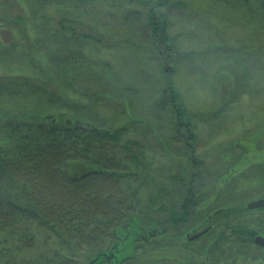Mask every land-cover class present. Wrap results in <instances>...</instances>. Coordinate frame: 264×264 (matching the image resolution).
<instances>
[{
  "label": "rangeland",
  "instance_id": "374dc122",
  "mask_svg": "<svg viewBox=\"0 0 264 264\" xmlns=\"http://www.w3.org/2000/svg\"><path fill=\"white\" fill-rule=\"evenodd\" d=\"M248 1L246 6H239L241 2L235 0H175L179 6L167 11L170 36L182 51L178 58L171 59L168 68L173 74L179 105L185 111L184 120L191 124L195 139L188 138L184 129L174 130L171 106L164 110L157 108L164 78L159 63L149 56L146 18L141 12L127 23L123 20V10L143 9L140 2L100 0L74 13L52 9L37 16L55 23L75 20L78 33L100 41L95 43L97 47L92 43L83 51L94 68L82 77L87 78V83H81L82 78L74 80L80 79L78 95L72 98L77 105L71 106L82 113L87 110L107 127L124 128L125 139L145 148L148 160L153 163L152 182L140 193L139 210L140 215L148 210V216L142 218L151 225L164 222L173 213L180 214L178 208L191 197L197 201L194 215L197 217L203 205L211 214L219 207H244V203L264 197V52H261L264 32L250 17L256 16L255 0ZM19 3L0 0V143L5 132L2 129L26 119L25 113L27 116L45 113L52 120L66 116L64 121L74 117L68 110L49 106V112L27 110L30 108L14 95L19 89L37 98L43 87L46 94L53 92L59 97L64 84L61 73L51 68L47 57L34 48H39L35 44L38 33L32 25L28 27L33 33L28 32L24 41L21 30L27 25L15 19L28 20L31 16L22 13ZM23 78L26 84L15 83ZM48 81H54L57 89L46 86ZM164 96L163 102L169 98L167 94ZM229 101L232 104L228 113L218 114L220 104ZM147 203L151 206L144 205ZM146 222L143 223L146 226L140 223L141 232L147 231ZM229 223L236 222L229 220ZM184 227L183 231L190 230ZM134 238L129 249L114 252V248L107 254L93 256V261L98 259L94 264H99L102 256L110 259V264H135L144 262L146 256L153 260L156 254L151 239L137 246ZM226 254L222 264H229ZM23 255L25 259L34 256L29 252ZM263 255H256L255 262L240 263L264 264L258 259ZM90 256L80 258L78 264H86ZM128 256L135 257L134 261L122 262ZM174 256L176 264L188 263L189 259Z\"/></svg>",
  "mask_w": 264,
  "mask_h": 264
},
{
  "label": "trees",
  "instance_id": "16d2710c",
  "mask_svg": "<svg viewBox=\"0 0 264 264\" xmlns=\"http://www.w3.org/2000/svg\"><path fill=\"white\" fill-rule=\"evenodd\" d=\"M19 1L18 8L22 13L31 16L28 20L15 19L27 25L24 28L28 31L21 27L24 41L29 33H33L28 27L32 25L38 33L35 44L39 48L33 47L47 57L51 68L61 73L64 84L59 97L53 92L46 94L43 87L42 95L37 98H33L31 92L19 89L14 95L30 108L27 110L35 108L42 112L48 109L49 112L50 108H56L68 110L74 117L68 126L63 120L66 116L52 120L53 117L45 113L31 116L25 113L26 119L2 129L5 132L0 143V264H78L80 258L88 259L91 255L88 263L94 257L111 252L121 241L129 248L131 239L136 237L134 233H142L139 225L146 226L142 216H148L149 212L145 210L140 215V193L152 182L153 163L141 144L125 139L124 128L107 127L87 110L82 113L78 107L71 106L77 105L72 98L78 95L76 88L80 79L74 80L94 68L86 61L83 51L93 46L92 43L97 47L95 43L100 44V41L89 34L78 33L75 20L62 19L55 23L37 18L52 9L74 13L100 0ZM136 1L143 9L138 12L123 10V20L127 23L129 18H135L141 12L146 18L149 56L159 63L164 78L157 108L164 110L171 106L174 130L184 129L188 138L195 139L191 124L184 120L185 111L179 105L171 78L173 74L168 68L172 65L171 59L178 58L182 52L175 46L166 20L167 11L176 9L179 3L175 0ZM235 1L241 2L239 6L249 3L248 0ZM255 3L253 14L256 16L250 17L264 32V0H255ZM82 79L81 83H87V78ZM15 83L24 85L26 81L23 78ZM45 85L57 89L54 81ZM166 94L168 100L161 101ZM229 102L221 103L217 113H228L232 104ZM186 203L184 201L181 208ZM170 216L164 222L171 223L172 219L185 215L173 213ZM153 225L149 223L148 229ZM28 252L34 254L32 259L23 257ZM102 257L99 264L109 261ZM146 257L144 262L135 264L149 263L151 259Z\"/></svg>",
  "mask_w": 264,
  "mask_h": 264
},
{
  "label": "flooded vegetation",
  "instance_id": "af4514ba",
  "mask_svg": "<svg viewBox=\"0 0 264 264\" xmlns=\"http://www.w3.org/2000/svg\"><path fill=\"white\" fill-rule=\"evenodd\" d=\"M237 199L242 203L240 196H237ZM256 201H264V197L252 202ZM252 202L244 203V207H219L211 214H208L209 208L203 205L197 217L194 216L197 201L191 197L186 206L178 208L180 214L185 215L184 217L174 218L171 223L161 221L146 232L134 233L137 240L136 245L148 243L150 239L153 242L156 256H153V260L151 258L149 263L146 262L147 264H176L174 254L185 257V261L189 259L185 264H222L224 263L222 259L224 252L227 253L225 260L228 259L229 264H241L242 261L244 263L246 261L255 262L256 255L264 254V247L255 242L256 238L264 240V206L250 210L247 206ZM248 217L253 218L247 219ZM229 220H234L236 223H229ZM184 226L190 229H185L186 233L182 228ZM214 230H218L219 233L214 234ZM183 232L185 233L184 238L178 242ZM134 239H131L132 242ZM113 248H115L114 252L119 248L126 250L127 245L121 241ZM131 258L134 257L128 256L122 262H128ZM258 259L264 263V257ZM110 262L109 259L107 264Z\"/></svg>",
  "mask_w": 264,
  "mask_h": 264
},
{
  "label": "water",
  "instance_id": "95a60500",
  "mask_svg": "<svg viewBox=\"0 0 264 264\" xmlns=\"http://www.w3.org/2000/svg\"><path fill=\"white\" fill-rule=\"evenodd\" d=\"M66 124L68 126H70L71 125V122L70 121H66ZM263 206H264V201H256V202L250 203L247 207H248V209L251 210V209H258V208H261ZM255 242H256L257 245H259L261 247H264V240L263 239L256 238L255 239ZM97 260L91 262L90 264H94Z\"/></svg>",
  "mask_w": 264,
  "mask_h": 264
}]
</instances>
